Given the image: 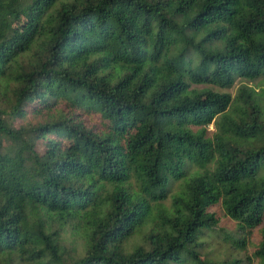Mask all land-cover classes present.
I'll return each instance as SVG.
<instances>
[{
    "label": "trees",
    "instance_id": "obj_1",
    "mask_svg": "<svg viewBox=\"0 0 264 264\" xmlns=\"http://www.w3.org/2000/svg\"><path fill=\"white\" fill-rule=\"evenodd\" d=\"M49 10L36 59L19 64L0 109V140L30 164L20 171L15 156L0 157V264H19L17 250L30 264H264V224L243 259L213 262L195 247L197 233L217 224L216 204L242 231L264 219V88L246 84L264 77V0H0V75L15 53L5 35L16 25L11 42L21 50ZM53 87L95 105L105 129L69 115L12 123ZM177 179L183 190L165 207ZM38 210L49 217L29 231ZM74 218L82 249L64 262L51 222ZM149 219L160 229L124 252Z\"/></svg>",
    "mask_w": 264,
    "mask_h": 264
},
{
    "label": "rangeland",
    "instance_id": "obj_2",
    "mask_svg": "<svg viewBox=\"0 0 264 264\" xmlns=\"http://www.w3.org/2000/svg\"><path fill=\"white\" fill-rule=\"evenodd\" d=\"M50 19V10L44 12L40 16L38 28L21 50L15 51L14 44L11 42V37H16L18 34L17 29L15 28L16 25H13V29H11L12 31H9L5 35L4 40L15 53L11 58L13 61L4 67L5 74L3 76L0 75V109L6 107L5 103L10 100V90L15 84L19 64L24 61H35L37 53L41 48V42L44 38L43 36L46 30L50 27V24H48ZM238 84L239 82H235L232 87L227 88L225 91H228L233 96ZM246 84L254 88L255 91H259L264 88V77H259L253 81L246 82ZM203 88V85L191 86L190 91L200 93ZM59 91L60 90H57L55 87L46 89L45 95L42 99H38V101L36 99H32L31 103L25 107V115L23 117H17L14 120L12 119V123L18 125L24 122H35L45 119L53 120L58 118L60 115H69L72 121L81 122L85 127L90 128L93 131H102L105 129L106 121L95 105L79 97L80 93L78 92H65L60 94ZM45 97L49 98L43 104L42 100ZM36 107H38V109H35ZM35 110H37V112H35ZM207 129L208 131H212V125L209 124ZM47 138H51V140L55 143L61 141L62 144H66L68 142V139L60 132H50L47 134ZM43 148L44 141L42 139H38L35 143V149L38 152H42ZM14 156L16 157L15 161L20 171L29 168V160L22 148L19 145H16L15 142L9 141L5 138L1 139L0 157L12 158ZM18 156L23 160L22 163L18 161ZM17 166L15 167L17 168ZM186 169L189 174L193 172L196 167L188 164ZM182 190L183 187L181 179L173 180L171 183V190L167 191L165 199L159 201L161 202L160 204L167 207L169 204V195L175 192H181ZM158 207H160V205H155V208ZM210 211L215 214L217 224L211 229L203 230L197 233L195 247L200 257L209 261L220 262L227 258L230 253H232L235 257L242 259L245 255L250 256L261 237V228L264 224V219L259 226L242 231L238 228L237 223L234 220L224 214L220 205L216 204L212 206ZM48 217V215L40 210L33 213L30 212L28 214L29 231H31L36 225L42 224ZM51 224L57 229V241L59 243V248L62 251V255L64 256V262H67L73 257L79 255L82 249L80 236H82V231H84L82 220L79 218L67 221L54 219ZM153 228L160 229V226L149 219L135 231L134 235L130 236L121 243V248H123L124 252H129L135 245L142 243L141 240L144 235L149 231V229L151 230ZM237 235H239L238 238L244 239L245 247L243 249H238V246L236 245L238 238L235 239V237ZM14 255L19 264H30L26 255L22 252L17 250L14 252ZM251 264L256 263L253 261Z\"/></svg>",
    "mask_w": 264,
    "mask_h": 264
}]
</instances>
